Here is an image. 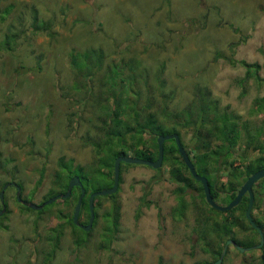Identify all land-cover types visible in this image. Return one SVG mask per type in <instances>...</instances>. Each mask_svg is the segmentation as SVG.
I'll return each instance as SVG.
<instances>
[{"label":"rangeland","instance_id":"obj_1","mask_svg":"<svg viewBox=\"0 0 264 264\" xmlns=\"http://www.w3.org/2000/svg\"><path fill=\"white\" fill-rule=\"evenodd\" d=\"M236 60L256 62V74ZM154 87L174 91L167 99L172 108L208 88L220 107L245 122L233 159L260 154L254 145L264 149V112L254 110V100L264 95V0H0V191L6 203L0 213V264L212 262L208 250L216 252L229 238L223 235L215 243L219 231L205 215L214 218L222 210L208 212L194 180L197 188L182 199L185 186L169 179L170 165L122 166L114 198L119 204L116 231L109 225L105 195H96L98 217L85 233L62 218L72 200L57 198L38 213L18 203L16 189L4 186L17 182L23 197L35 204L50 197V190L59 193L66 183L65 165H90L89 138L104 134L106 125L112 133L118 130V124L98 117L112 100L105 101V93L127 89L121 96L130 94L125 104L130 115L124 114L123 122L134 117L135 107ZM127 124L135 129L132 121ZM131 132L123 136L124 149L133 144ZM181 134L187 143L189 130ZM57 166L63 174L53 180ZM92 179L90 193L111 184L97 172ZM259 190L263 193L250 212L264 224V176ZM215 202L224 204V198ZM81 215L86 218L85 212ZM59 226L53 252L49 228ZM247 228L234 229L240 247L258 239ZM74 237L83 244L75 245ZM259 255L258 248L241 251L227 244L219 264H264Z\"/></svg>","mask_w":264,"mask_h":264},{"label":"trees","instance_id":"obj_2","mask_svg":"<svg viewBox=\"0 0 264 264\" xmlns=\"http://www.w3.org/2000/svg\"><path fill=\"white\" fill-rule=\"evenodd\" d=\"M229 62L233 63L235 62V60L230 59ZM236 62L245 67L246 71H253L254 74H256L259 68V65L256 62H246L244 60H236ZM160 63L164 64V62L161 61ZM256 78L259 79V77L257 76ZM160 82L162 83V80H160ZM164 84L165 82L160 85ZM126 90L127 89H122L119 91L116 90L115 92L112 89L107 92V94L105 93V95L103 96V99L105 101H108L109 97H111L112 100L109 104H106L107 106H102V111L100 112L98 117L102 118L103 122H105L106 119H109L106 122H114L115 124H118V130L115 133H112V127L110 125H106L103 128L101 127V129L104 131V134L107 136L106 139L102 131L96 132L93 137L88 136L90 138L86 143H88L92 147V160L90 162V165L84 168L83 166L78 164L72 166L73 164L72 162H70L68 163L69 166L67 167V165L61 162L63 161V157H59L61 166L65 165L66 167V170L64 172L66 173V183L71 176L77 175L84 189V195L82 196L80 201V208L77 217L78 221L83 212H85L86 219H88L89 216L86 198L90 193L87 186L88 182L93 181L92 175L97 172L104 178L110 179L112 184V163L116 156L130 155L133 157L154 160L157 155L156 138L160 134L174 132L178 135L180 143L185 149L190 161L192 162L196 173L206 178L210 195L214 201H216V199L221 196L224 198V203H227L231 198L234 197L236 191L243 183V181L255 170L264 166V155H262L264 149L262 148V146L257 145L258 143L254 145V147L260 151V154H258L257 156H254L253 158L243 157L242 159L244 160L242 161H235L233 159L232 149L233 145L236 143L237 132L245 129V122L241 120V116L237 113L229 111L227 107H220L218 98L211 95L208 88L197 89L193 99H191L180 108H172V106L167 103V99H172L174 91L170 89L169 91L165 92L163 87H154L151 90L149 89V94L145 97V101L143 103L137 104V107H135V112H133L135 114L134 117L128 118L127 121L122 122V119L125 118L124 114L128 116L130 115V110L125 105L130 100V94H128L126 98H124L125 96H121V93ZM152 91H154L155 94L151 93ZM254 110L256 112H264V95L255 98ZM120 112H123V114H121ZM128 121H132V124L135 125V129H133V126H131L132 128L128 127ZM129 129L132 130L129 138L131 140V143L133 142V144L130 145L129 148L124 149L123 146H125V137L123 136H125V133ZM181 130H183V133L186 130H189L190 132V138L187 143L182 140ZM138 137L139 141L136 143L135 140ZM104 146L106 150L104 149L103 151ZM114 146H116L117 149H114ZM126 150H128L129 152H127ZM103 154H105L104 157L102 156ZM94 161H97L96 165ZM130 164L132 163H119L118 183H120L121 181L120 173L122 170V166ZM162 164H165L167 166L170 165L168 169L169 179L176 183V187L180 184L185 186V190L181 193L182 199H184V195L188 194L189 190L194 188L193 186H195L196 188L197 186H200V191L198 189V196L201 195L203 197L201 184L191 176L188 169L185 167L177 152L176 145L173 139H167L163 142L161 165ZM71 168L75 169L71 171ZM58 174L63 173L57 166V169L55 170L53 175V180H56ZM41 176L42 174H40V177ZM193 180L195 181V184L197 186L194 184V182H191ZM36 183H39V180L36 181ZM66 183L63 185V189L58 192L65 191L67 186ZM111 184H109L108 187H110ZM74 188L77 191V195H73ZM259 189L260 178L256 180L251 186L254 197V203L252 204V207L258 201V197L263 193ZM116 191L117 188L113 193L105 195V197L109 198L110 201L109 207L111 211L109 214V225L114 229V231H116L117 229L119 217V204L115 200ZM54 192L50 190L47 193V196H51L57 193ZM79 192L80 188L78 186H73L70 190L69 196L63 199L66 203L71 200L72 202L69 205V211L62 213V218L68 223V225L70 224L75 228L78 227L72 223L71 215L73 206L76 202V196H78ZM222 194L224 196H222ZM95 199L96 196L93 199L92 224L89 230L85 231V233L91 231V229L95 226L98 217V212L96 209L97 202L96 205H94ZM98 199L99 198H97V200ZM182 199L180 198L179 200V203L181 202L179 206V209L181 211L184 210V206L186 205L184 204V201ZM247 200L248 195L247 193H244L235 206L227 209L226 211H220L222 214H219L217 217H215L214 215V218L212 215L210 216L203 214V210H201V214L207 216V219L211 222L213 228L219 231L220 235L218 236L220 237L215 238V243L222 241L223 235H226L237 245L241 246L242 244H239L241 242L236 237H234V234L238 229L244 230L248 229L247 227L254 231L256 237L258 236L257 231L247 222L244 217V209L246 207ZM3 202V204H5V200ZM52 203L53 202H51L50 204ZM204 204L206 208H208V210H213V208L206 202H204ZM48 205L44 204L39 210L35 211L40 213L42 212L43 208ZM25 207L28 210L30 209L27 206H24V208ZM235 210H237L238 213H235ZM208 212L212 214L210 210ZM58 213L61 214V210ZM240 216L242 217V219L239 218ZM195 219H197V217ZM253 221L261 229V231L264 229V224L259 219L253 218ZM80 222H85L84 224H86V220ZM61 227L62 226H59L58 228H49L50 231L53 232L49 238V244L51 245L53 252L57 247L58 239L62 232ZM234 229H236V231H234ZM262 233L264 236L263 231ZM258 241L259 236L255 241L249 240L244 245L248 246ZM73 243L75 245H82L83 241H78L74 237ZM258 249L260 250L259 257L264 263V238L261 246L258 247ZM208 251L212 256V262L205 261L204 264L213 263V261L220 254L221 246L216 248V252H214L213 249H209Z\"/></svg>","mask_w":264,"mask_h":264},{"label":"water","instance_id":"obj_3","mask_svg":"<svg viewBox=\"0 0 264 264\" xmlns=\"http://www.w3.org/2000/svg\"><path fill=\"white\" fill-rule=\"evenodd\" d=\"M167 139H173L174 140L177 152H178L182 162L184 163L185 167L188 169L191 176L195 180L200 182L204 200L209 206H211L212 208H215L217 210L224 211V210L230 209L231 207L235 206L239 202L241 196L244 193H247V195H248L247 204H246V207L244 209V217L247 220V222L257 231L258 236H259V241L253 246L240 247V246L234 245L232 240L228 239L226 242H224V245L221 249V252H220L219 256L216 258V260H214L213 264H219L220 263L221 257L224 253L225 246L228 242L233 244L236 248H238L241 251L248 249V248L260 247L262 242H263V234H262L261 229L254 223L252 216H251L250 211H251L252 202H253V194H252L251 186L256 180H258L259 178L264 176V166L255 170L253 173H251L243 181V183L240 185V187L236 191L234 197L229 202H227L225 205L218 204L217 202H215L212 199V197L210 195V191H209V187H208V183H207L206 178L204 176L196 173L192 162L190 161L185 149L183 148V146L180 143L178 135L174 132L173 133H167V134H160L157 136V138H156L157 156L154 160H148V159H143V158H139V157H133L130 155H118L114 158L113 163H112V184H111V186L107 187V188L100 189V190L93 191V192L88 194L87 207H88L89 216H88L86 224L81 223L77 219L78 213H79V208H80V201H81L82 196L84 195V189H83L77 175H73L69 178L66 189L64 192H59V193L53 194L40 204H35L33 202H30V201H27L25 204L30 209L38 210L42 207V205L48 204L57 198L68 197L70 194L71 188L73 186H78L80 188V192H79V194L76 198V202L73 206L71 220H72V223L74 225H76L78 228H80L83 231H87L91 227V224H92L93 199H94V197L96 195H106V194L113 193L117 188L118 175H119V163L125 162V163H132V164H143V165L151 166L152 168H158L161 164V161H162L163 142H164V140H167ZM4 186H6V184H4ZM15 189H16V192H15L16 193V199L19 200V196H18L19 187L16 185ZM0 202H2V191H0ZM2 208L3 209L0 210V213L4 210V207H2Z\"/></svg>","mask_w":264,"mask_h":264},{"label":"flooded vegetation","instance_id":"obj_4","mask_svg":"<svg viewBox=\"0 0 264 264\" xmlns=\"http://www.w3.org/2000/svg\"><path fill=\"white\" fill-rule=\"evenodd\" d=\"M157 156V155H156ZM161 165V164H160ZM148 166V165H147ZM149 167H151V166H149ZM160 167V166H159ZM152 168V167H151ZM153 169V168H152ZM197 181V180H196ZM199 182V181H198ZM16 183L17 182H15V181H12V180H8L5 184H6V186H12V188H13V190H14V192H15V186H16ZM200 183V182H199ZM21 191V189L19 188V192H18V196H19V200H17L18 201V203L20 204V205H22L23 207L24 206H26V202L27 201H29V200H27V199H25L24 197H23V195H22V193L20 192ZM253 194V193H252ZM2 195H3V191H2ZM15 195H16V193H15ZM222 196H224L223 194H222ZM232 199V198H231ZM230 199V200H231ZM229 200V201H230ZM4 197L2 196V202H1V207L3 206L4 207V209L6 208L5 206H6V203L5 204H3L4 202ZM228 201V202H229ZM42 203V202H41ZM254 203V200H253V202H252V204ZM226 203H224V204H221V205H225ZM255 206H256V203H255ZM255 206H253V207H255ZM251 209H252V207H251ZM39 210V209H38ZM82 216V215H81ZM81 216H80V218H79V221H85L86 220V223H87V219L85 218V219H83L82 220V218H81ZM253 218H256L255 216H253V215H251ZM252 218V219H253ZM257 219V218H256ZM81 223H85V222H81ZM89 230V229H88ZM228 240V239H227ZM229 240H232V239H230L229 238ZM232 242L234 243V245H237L233 240H232ZM257 242H255V243H253V244H250V245H248V246H246V247H249V246H253V245H255ZM227 244H231L230 242H228ZM226 244V245H227ZM224 245V244H223ZM223 245L221 246V249H222V247H223ZM234 248H236L233 244H231ZM237 246H239V245H237ZM225 249H226V246H225ZM225 249H224V251H225ZM248 249H251V248H248ZM246 250V249H245ZM242 251H244V250H242ZM221 252V251H220Z\"/></svg>","mask_w":264,"mask_h":264}]
</instances>
